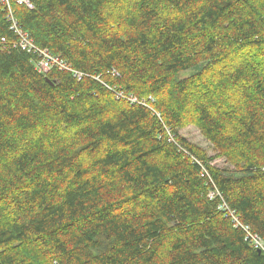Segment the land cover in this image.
<instances>
[{
	"label": "trees",
	"instance_id": "obj_1",
	"mask_svg": "<svg viewBox=\"0 0 264 264\" xmlns=\"http://www.w3.org/2000/svg\"><path fill=\"white\" fill-rule=\"evenodd\" d=\"M12 5L0 264H264V0Z\"/></svg>",
	"mask_w": 264,
	"mask_h": 264
},
{
	"label": "built area",
	"instance_id": "obj_2",
	"mask_svg": "<svg viewBox=\"0 0 264 264\" xmlns=\"http://www.w3.org/2000/svg\"><path fill=\"white\" fill-rule=\"evenodd\" d=\"M2 3L8 8V10L11 13V5L13 2L20 6H26L27 8H33L32 6V0H1ZM11 21H12V27L11 30H13L17 36H18V46L22 50H25L27 53L36 54L38 55L37 60V69L41 73L48 72L53 67H59L61 69H69L65 63L60 61L59 58L53 56L51 53H49L47 50L38 49L35 45L34 41L30 38V36L24 32L22 29L18 27L17 22L11 15ZM71 71V70H70ZM75 76H77L79 79L81 78V74L74 72ZM121 96V94H120ZM135 101V99H133ZM211 199L213 198V192L209 195ZM254 241L255 247L259 250L263 251L264 247L260 239L257 237L252 238V242Z\"/></svg>",
	"mask_w": 264,
	"mask_h": 264
},
{
	"label": "rangeland",
	"instance_id": "obj_3",
	"mask_svg": "<svg viewBox=\"0 0 264 264\" xmlns=\"http://www.w3.org/2000/svg\"><path fill=\"white\" fill-rule=\"evenodd\" d=\"M12 7H13V5H12ZM124 97L125 96H123V99H124ZM139 103H141V102H139ZM182 132L185 136H187L192 141V143L195 142V144L201 145V146H203L209 150L208 144L203 140V138L201 137V135L199 134V132L196 129H194L193 127H188L186 129H184ZM58 135L60 138H65V132H63L62 130H60V132H58ZM216 161H218V160H216ZM218 162H220V161H218Z\"/></svg>",
	"mask_w": 264,
	"mask_h": 264
},
{
	"label": "bare ground",
	"instance_id": "obj_4",
	"mask_svg": "<svg viewBox=\"0 0 264 264\" xmlns=\"http://www.w3.org/2000/svg\"><path fill=\"white\" fill-rule=\"evenodd\" d=\"M128 98H129V96H128ZM121 99H123L122 97H121ZM126 100V99H125ZM129 101V100H128Z\"/></svg>",
	"mask_w": 264,
	"mask_h": 264
},
{
	"label": "water",
	"instance_id": "obj_5",
	"mask_svg": "<svg viewBox=\"0 0 264 264\" xmlns=\"http://www.w3.org/2000/svg\"><path fill=\"white\" fill-rule=\"evenodd\" d=\"M259 253H260V251H259Z\"/></svg>",
	"mask_w": 264,
	"mask_h": 264
}]
</instances>
